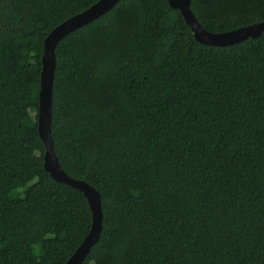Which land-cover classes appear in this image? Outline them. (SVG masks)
I'll list each match as a JSON object with an SVG mask.
<instances>
[{"label":"trees","instance_id":"obj_1","mask_svg":"<svg viewBox=\"0 0 264 264\" xmlns=\"http://www.w3.org/2000/svg\"><path fill=\"white\" fill-rule=\"evenodd\" d=\"M101 0H0V264H66L84 194L44 167L45 40ZM214 34L264 22V0H191ZM52 136L101 194L82 264H264V32L203 45L169 0H121L55 50Z\"/></svg>","mask_w":264,"mask_h":264},{"label":"water","instance_id":"obj_2","mask_svg":"<svg viewBox=\"0 0 264 264\" xmlns=\"http://www.w3.org/2000/svg\"><path fill=\"white\" fill-rule=\"evenodd\" d=\"M120 1H99L94 6L56 27L45 40L37 119L38 133L46 148L44 167L56 182L81 191L88 200L92 212L91 230L66 264H82L88 257L92 248L101 238L104 215L100 192L86 181L70 177L55 154L52 136L53 95L57 66L55 50L63 39L97 20L112 10ZM169 3L172 8L180 10L182 16L192 29L195 39L203 45L216 47L231 46L239 44L248 38H258L264 32V22H261L231 32L214 34L207 31L196 19L191 9V0H169Z\"/></svg>","mask_w":264,"mask_h":264}]
</instances>
